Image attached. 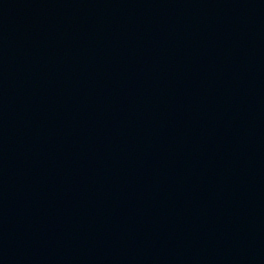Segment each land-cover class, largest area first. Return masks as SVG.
<instances>
[{"label":"water","instance_id":"95a60500","mask_svg":"<svg viewBox=\"0 0 264 264\" xmlns=\"http://www.w3.org/2000/svg\"><path fill=\"white\" fill-rule=\"evenodd\" d=\"M0 264H264V0H0Z\"/></svg>","mask_w":264,"mask_h":264}]
</instances>
